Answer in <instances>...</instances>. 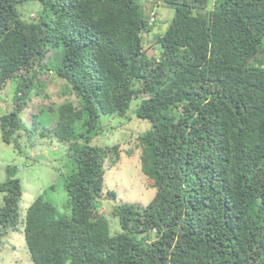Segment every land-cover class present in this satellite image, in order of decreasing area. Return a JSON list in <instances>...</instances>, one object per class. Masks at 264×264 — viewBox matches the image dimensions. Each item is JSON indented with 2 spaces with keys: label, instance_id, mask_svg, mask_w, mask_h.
I'll list each match as a JSON object with an SVG mask.
<instances>
[{
  "label": "trees",
  "instance_id": "trees-1",
  "mask_svg": "<svg viewBox=\"0 0 264 264\" xmlns=\"http://www.w3.org/2000/svg\"><path fill=\"white\" fill-rule=\"evenodd\" d=\"M26 1L0 0V91L16 82L1 137L27 132L19 115L51 71L77 98L39 135L63 143L76 168L69 216L39 195L21 219L22 183L7 165L0 231L22 223L33 264H264V0H161L173 16L155 56L140 0H39L37 19L23 20ZM133 99L150 122L138 140L156 191L144 206L113 205L111 233L96 200L120 149L91 140L100 114L124 116Z\"/></svg>",
  "mask_w": 264,
  "mask_h": 264
},
{
  "label": "rangeland",
  "instance_id": "rangeland-1",
  "mask_svg": "<svg viewBox=\"0 0 264 264\" xmlns=\"http://www.w3.org/2000/svg\"><path fill=\"white\" fill-rule=\"evenodd\" d=\"M140 4L143 18L153 23L152 30L143 34V48L147 54L155 56L159 51L156 37L168 26L173 9L161 0H140ZM42 8L39 0H29L17 6L23 20L37 19L36 14ZM55 58L51 51L48 61L54 63ZM15 83L11 81L6 89L0 91V115L14 105L12 96ZM34 83L28 105L19 115L25 122L27 132L17 130L14 132L15 141L7 144L2 140L0 130V182L5 179L7 165H16L23 191L19 203L21 219L28 205L39 195L56 207L58 215L69 216L70 207L64 185L67 176L76 167L67 156L63 143L51 137H41L39 131L42 128L50 131L55 124L57 106L67 100L75 101L77 97L68 84L51 71L37 74ZM139 103L140 99H133L124 116L100 114L102 130L91 140L93 145L118 144L120 149L118 158L113 162L110 158L105 160L103 190L96 200V213L109 221L111 233L120 230L118 219L112 215L113 205L135 203L144 206L156 191L141 171L138 135L150 128V122L136 117L135 109ZM0 264H33L25 244L22 223L5 232L0 231Z\"/></svg>",
  "mask_w": 264,
  "mask_h": 264
}]
</instances>
